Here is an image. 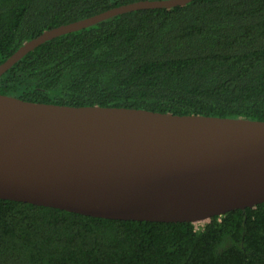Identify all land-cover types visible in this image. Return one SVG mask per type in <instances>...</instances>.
<instances>
[{
  "label": "trees",
  "instance_id": "1",
  "mask_svg": "<svg viewBox=\"0 0 264 264\" xmlns=\"http://www.w3.org/2000/svg\"><path fill=\"white\" fill-rule=\"evenodd\" d=\"M140 0H0V64L45 30ZM0 94L264 120V0L138 9L47 40ZM0 264H264V203L192 222L118 220L0 199Z\"/></svg>",
  "mask_w": 264,
  "mask_h": 264
},
{
  "label": "water",
  "instance_id": "2",
  "mask_svg": "<svg viewBox=\"0 0 264 264\" xmlns=\"http://www.w3.org/2000/svg\"><path fill=\"white\" fill-rule=\"evenodd\" d=\"M192 0H140L45 30L0 64L118 14ZM0 199L118 220L208 221L264 203V120L72 106L0 94Z\"/></svg>",
  "mask_w": 264,
  "mask_h": 264
},
{
  "label": "rangeland",
  "instance_id": "3",
  "mask_svg": "<svg viewBox=\"0 0 264 264\" xmlns=\"http://www.w3.org/2000/svg\"><path fill=\"white\" fill-rule=\"evenodd\" d=\"M204 222H205V221L198 222V223H195V224H196V226L198 227V226L202 225V223H204Z\"/></svg>",
  "mask_w": 264,
  "mask_h": 264
}]
</instances>
